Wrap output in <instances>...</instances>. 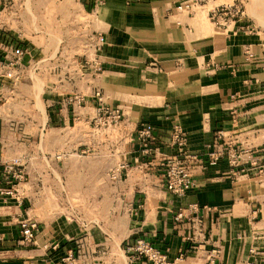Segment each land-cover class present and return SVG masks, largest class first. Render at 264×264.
Listing matches in <instances>:
<instances>
[{
	"label": "crops",
	"instance_id": "crops-1",
	"mask_svg": "<svg viewBox=\"0 0 264 264\" xmlns=\"http://www.w3.org/2000/svg\"><path fill=\"white\" fill-rule=\"evenodd\" d=\"M46 1L41 14L32 0L29 8L28 0H13L14 6L0 0V101L6 99L0 104V264H128L124 243L138 236L171 259L183 254L179 264H211L210 254L214 264H264V0L254 1V14L244 2V15L227 22L211 11L235 0H210L195 11L178 9L184 0ZM38 16H45L43 24ZM71 47L86 56L58 55ZM17 48L26 53L21 57ZM72 57L86 71L92 67L81 77H93L105 106L123 113L117 125L97 128L91 118L102 108L96 101L53 105V85L38 108L37 70L50 65L45 79L52 80L51 65ZM8 80L18 81L13 89L1 87ZM23 95L29 115L21 110L22 118H10L16 113L9 103H26ZM142 123L157 137L147 155L137 134ZM175 126L186 136V150L199 157L190 166L196 184L183 196L164 183L166 159L180 152L170 143ZM54 130L65 150L83 153L73 171L77 186L69 178L61 185L78 198L63 206L38 198L53 190L39 178L51 168L24 182L7 170L19 169L24 158L53 159L52 147L42 145L52 142ZM28 143L36 148L29 156L20 152ZM229 147L241 151L238 164L227 154L210 163L209 152ZM13 183L15 192L6 193ZM68 207L78 216L59 211ZM181 210L187 216L178 220ZM27 217L39 223L33 242L21 235ZM55 242L59 247L50 248Z\"/></svg>",
	"mask_w": 264,
	"mask_h": 264
},
{
	"label": "rangeland",
	"instance_id": "rangeland-1",
	"mask_svg": "<svg viewBox=\"0 0 264 264\" xmlns=\"http://www.w3.org/2000/svg\"><path fill=\"white\" fill-rule=\"evenodd\" d=\"M9 1L12 2V4L9 3ZM26 1V0H24ZM255 0H244L245 4L247 5V8L250 9V12L254 14V10L256 8L255 4H254ZM31 0L27 2V7H31L30 4ZM75 0H71L72 5L74 4ZM13 0H8V6H14L13 5ZM32 3H36L37 6L42 9L41 11H38L39 13H46V4L47 1L46 0H32ZM18 5L20 4V1L17 3ZM29 4V5H28ZM245 4H244V10H245ZM29 13V9L27 10ZM251 16V17H250ZM249 17L253 19V15H250ZM40 17V19H39ZM81 18V16H80ZM80 18H78L80 20ZM264 18V17H263ZM39 20H43L40 23L43 24L44 21L46 20L45 16H38ZM43 22V23H42ZM78 22V21H77ZM80 23V22H78ZM42 36H45L44 33H39ZM75 33L71 32V35H74ZM74 37V36H73ZM76 38V37H75ZM89 49V48H88ZM58 55L60 56V54L62 55L61 57H66L67 56V51H68V55L72 54V53H76L73 54L75 56L78 55H83L86 56L83 51L82 48H69V49H65V53L66 55L62 54V48L58 49ZM86 52H87V48H86ZM75 58V57H74ZM74 58L72 57L70 62H68L66 59L64 61H62L63 58H60L59 61L54 62L51 67L53 68V78L52 80H46V71L50 70V65L49 66H45L44 64H41L40 68L37 70L38 73V77H37V83L35 85L36 87V93L38 96V108L41 110L43 109V101H40L41 96L43 95L42 92L45 89L48 90H52L51 87H48L47 85H53V94H51V99H53V105H55L57 103V105L59 106L60 104L63 105V103H71V104H82L85 105V103L87 102V104H89L90 102L96 101L99 105V108L102 106L107 105L105 103L104 100V94L101 92L100 89L98 88H94L92 83L93 82V77H88V78H83L81 77L82 71L85 72H89L91 70V66L89 68V70L86 71L85 68V62L80 63V60H74ZM84 66V67H83ZM66 72V73H65ZM64 73L65 76L64 80L62 79V74ZM43 79H42V78ZM32 78H36V75H32ZM28 79H30L28 77ZM33 81V80H32ZM18 81L15 80H8L5 81L4 85H1V87H8L9 88H14L15 87V83H17ZM48 83V84H47ZM64 83H66V88L65 90L61 87V85H63ZM45 86H47L45 88ZM91 89L89 90V94H87V90L86 89ZM64 90V91H63ZM22 91H25V86L24 88H22ZM101 92L100 95H98V92ZM66 93H69L68 95ZM102 96L103 100H99V97ZM15 97V96H14ZM20 100L24 99L26 100V103H24L22 101V103H19V101H14L13 103L10 102V100L8 101V103L10 104L9 107L11 109V112L15 111V116L10 115V118H15V119H20L22 118L20 115V111L23 110L25 112L28 113L29 115V100H27V98H29L28 96H22V97H18ZM6 102V99L3 98L0 101V104H3ZM8 107V108H9ZM42 107V108H41ZM39 110V111H40ZM103 112V111H102ZM101 112V113H102ZM23 116L27 117V115L25 113H23ZM99 112L97 114H95L93 116L92 121L94 122L95 120L99 119ZM97 128L100 127V125H104L102 123L97 122ZM94 125V124H93ZM111 126H115V125H111ZM55 130L58 131L60 127V125L55 124L54 125ZM54 130V131H55ZM18 132H20L23 135L28 136L29 135V128H24V127H19L17 129ZM54 132V137L52 142L42 145V149L43 151L46 150V147L48 148L49 151V147H52V153L54 154L53 159H49L48 163L45 160H33V159H29V158H24L19 160V169L21 170L22 173H24V178L21 181H25L26 177L31 174L33 171L35 170H46L51 168L53 171L50 172V176H39L40 179H42L40 182L41 183H48L50 185H53V190L52 191H41L38 193V198L43 201L44 203L48 200H54L55 202L58 201L60 203L61 206H63L64 204L62 203L63 200L67 201H72V200H76L78 198V193L75 191H63L61 188V185L65 182H67V178L71 187H76L77 186V175H73V171L75 170L76 167H78L79 164V160H78V153L83 154L80 152V150L76 147V143H74L75 145V149L70 150V152L68 150H65L63 148L62 142H61V138L60 135H62L61 132ZM36 148L33 145L25 144L22 147V150L20 151L21 153H25L28 155V153L32 152L33 150H35ZM68 152L70 154H74V156H69ZM29 156V155H28ZM94 163L92 160H87V164H92ZM109 163L108 160H103V164ZM102 164V162H101ZM102 164V165H103ZM122 166H125L124 164ZM69 167V171L71 173V175L69 177H66L65 175L63 176V169H67ZM73 169V170H72ZM30 178V177H29ZM28 178V180H29ZM27 181V180H26ZM68 204L65 203V206H67ZM43 210H45V208H43ZM69 211L71 213V216L77 217V213L76 211L78 210L77 208H72V207H68L65 209H59V211ZM69 215V214H67Z\"/></svg>",
	"mask_w": 264,
	"mask_h": 264
},
{
	"label": "built area",
	"instance_id": "built-area-1",
	"mask_svg": "<svg viewBox=\"0 0 264 264\" xmlns=\"http://www.w3.org/2000/svg\"><path fill=\"white\" fill-rule=\"evenodd\" d=\"M210 0H184L179 5L178 9H188L195 11V9L202 7ZM244 0H235L231 5H220L211 11V17L215 20L227 22L231 18L241 17L244 15ZM19 55L22 57L26 53L25 48H17ZM8 76H13L12 72H8ZM101 92H98L100 95ZM99 100H103L100 96ZM102 113H100L99 119L95 120V123L99 122L107 126L117 125L123 119V113L119 109H113L107 106H102ZM98 124V123H97ZM96 124V125H97ZM138 139L142 144V151L145 155L152 152V145L155 143L157 137L154 133V128L151 125L142 123L137 131ZM170 143L178 147L180 152L177 155L166 159L164 183L166 188L175 195L183 196L187 194L194 186L195 179L191 172V163L198 160V155L189 153L186 148V136L179 126H175L170 137ZM227 154L229 161L232 164H238L240 160L241 151L237 148H225L217 149L208 153L210 157V163L216 164L217 161ZM124 167V166H123ZM8 173H11L12 179L15 181H21L24 178V173L18 170L13 164L7 166ZM13 188L8 189L5 192L13 194L15 191L14 183ZM195 205L189 207V210L194 211ZM187 215L184 210L179 211L177 219L181 220ZM21 235L25 241L33 242L36 239L39 229V223L32 218H24L20 221ZM1 239V236H0ZM60 245L59 242H55L49 245L50 248L56 249ZM124 250L128 256V264H179L183 256L181 254L175 259H171L167 252L163 251L159 247L155 246L152 242L143 237H135L129 239L124 243ZM67 260H71V256L66 257ZM211 264H214V255L209 256ZM95 264H99L96 262ZM252 264V263H247Z\"/></svg>",
	"mask_w": 264,
	"mask_h": 264
}]
</instances>
